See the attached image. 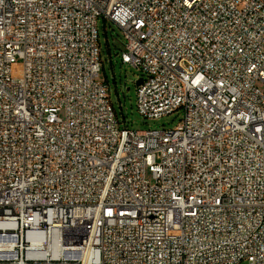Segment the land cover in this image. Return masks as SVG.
Returning a JSON list of instances; mask_svg holds the SVG:
<instances>
[{"label": "built area", "instance_id": "built-area-1", "mask_svg": "<svg viewBox=\"0 0 264 264\" xmlns=\"http://www.w3.org/2000/svg\"><path fill=\"white\" fill-rule=\"evenodd\" d=\"M0 264H264V0H0Z\"/></svg>", "mask_w": 264, "mask_h": 264}, {"label": "rangeland", "instance_id": "rangeland-1", "mask_svg": "<svg viewBox=\"0 0 264 264\" xmlns=\"http://www.w3.org/2000/svg\"><path fill=\"white\" fill-rule=\"evenodd\" d=\"M98 32L102 50V71L100 80L108 84L112 105L124 125L134 130L173 129L182 120V112L159 119H145L137 108V85L141 74L129 65H123L121 56L125 51L123 32L103 18L98 21ZM24 63L18 60L13 66V76L20 78ZM263 88V86H260Z\"/></svg>", "mask_w": 264, "mask_h": 264}, {"label": "water", "instance_id": "water-1", "mask_svg": "<svg viewBox=\"0 0 264 264\" xmlns=\"http://www.w3.org/2000/svg\"><path fill=\"white\" fill-rule=\"evenodd\" d=\"M142 81H143V79L140 78V79L136 82L137 87H139V86L142 84Z\"/></svg>", "mask_w": 264, "mask_h": 264}]
</instances>
